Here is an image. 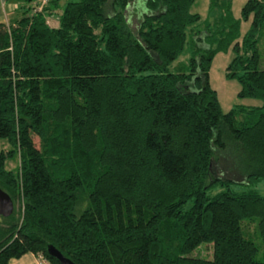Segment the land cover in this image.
Segmentation results:
<instances>
[{"label":"trees","instance_id":"16d2710c","mask_svg":"<svg viewBox=\"0 0 264 264\" xmlns=\"http://www.w3.org/2000/svg\"><path fill=\"white\" fill-rule=\"evenodd\" d=\"M16 1L0 22V264H59L49 246L74 264H264L241 227L255 218L264 241V0L239 18L208 0L202 23L193 0H146L134 29L131 0L68 1L56 27V0ZM228 49L225 75L261 106L221 110L208 70ZM200 243L211 258L189 255Z\"/></svg>","mask_w":264,"mask_h":264},{"label":"rangeland","instance_id":"374dc122","mask_svg":"<svg viewBox=\"0 0 264 264\" xmlns=\"http://www.w3.org/2000/svg\"><path fill=\"white\" fill-rule=\"evenodd\" d=\"M34 1L31 0L29 2L30 6L34 7ZM68 1L75 0H56V5L51 6L50 15L46 16L49 25L57 26L58 25V15L62 10L64 4ZM245 0H231V13L234 18H239V11ZM14 3L17 5L16 0H5L7 6L9 4ZM136 0H131L129 5L126 8V16L130 23L132 29L135 28L136 23L140 16V7L135 3ZM12 11V13L7 17V20L12 19L16 14ZM189 11L191 13H197L200 16V22L203 20L211 21L212 17L217 15V10L209 12L208 10V0H193L190 5ZM249 20L241 21L239 27V38L244 34L246 29L248 28ZM201 26H199L200 28ZM261 51V46H259ZM188 57V51L186 47L179 54V56L169 65V69H175V66L178 64L185 63ZM232 57V52L228 49L225 52H217L214 54L211 64L208 70V83L212 89L215 90L216 97L219 103V106L223 112L227 111L230 107L234 105H243L250 107H259L262 105V100L258 98H249V97H240L237 95L239 91V84L234 78H229L225 75L226 73V65L230 61ZM262 65L264 66V59L262 60ZM261 61L259 63V67H262ZM33 143L37 147V138L33 136ZM0 149L7 150L8 145L4 141H0ZM221 163V162H220ZM7 169H15L17 162L16 159L8 160L5 163ZM233 178H237L236 175H232ZM244 186L238 185V189H243ZM234 189L237 188L233 187ZM252 188L256 190L258 193L264 195V179L256 182ZM241 227L244 232L245 237L249 238L257 248L255 259L261 260L262 254L264 252V241L260 240L256 231V219H253V222L247 219L242 220ZM190 256H198L201 258L209 259L212 256L211 244L210 243H200L196 248H194L190 253ZM40 264H47L45 260L41 257L38 258Z\"/></svg>","mask_w":264,"mask_h":264},{"label":"crops","instance_id":"0c3cea01","mask_svg":"<svg viewBox=\"0 0 264 264\" xmlns=\"http://www.w3.org/2000/svg\"><path fill=\"white\" fill-rule=\"evenodd\" d=\"M135 3L139 5V7H140L139 13H141L142 7L140 5L139 0H136ZM15 7H16L15 4L12 2H11V4H9L7 6L5 1L0 0V22L1 23H6L9 20V19L7 20V17L12 13V11L15 9ZM47 23L49 24L48 21H47ZM52 27H54V26H52ZM8 264H40V261L33 254L25 253L18 258L10 259L8 261Z\"/></svg>","mask_w":264,"mask_h":264},{"label":"water","instance_id":"95a60500","mask_svg":"<svg viewBox=\"0 0 264 264\" xmlns=\"http://www.w3.org/2000/svg\"><path fill=\"white\" fill-rule=\"evenodd\" d=\"M12 211V201L9 196L0 189V216L6 217ZM47 251L50 255L55 257L58 260L59 264H74L71 260L66 257H63L56 249L52 246L47 248Z\"/></svg>","mask_w":264,"mask_h":264},{"label":"built area","instance_id":"2783aa9c","mask_svg":"<svg viewBox=\"0 0 264 264\" xmlns=\"http://www.w3.org/2000/svg\"><path fill=\"white\" fill-rule=\"evenodd\" d=\"M2 1H5V0H2ZM48 1L49 0H35L34 1L35 10H40L42 6H44Z\"/></svg>","mask_w":264,"mask_h":264},{"label":"clouds","instance_id":"9594fccd","mask_svg":"<svg viewBox=\"0 0 264 264\" xmlns=\"http://www.w3.org/2000/svg\"><path fill=\"white\" fill-rule=\"evenodd\" d=\"M139 2H140V5H141V7H142V11H143L144 13H148L150 10L145 6V4H146V0H139Z\"/></svg>","mask_w":264,"mask_h":264}]
</instances>
